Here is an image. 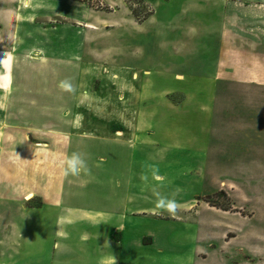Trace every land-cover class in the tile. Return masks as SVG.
<instances>
[{
  "label": "rangeland",
  "instance_id": "374dc122",
  "mask_svg": "<svg viewBox=\"0 0 264 264\" xmlns=\"http://www.w3.org/2000/svg\"><path fill=\"white\" fill-rule=\"evenodd\" d=\"M214 2L19 0L15 79L36 82L37 123L52 107L67 115L53 119L64 126L84 113L85 178L100 167L121 171L111 158L98 163L100 131L107 129L104 142L126 144L119 152L127 175L142 182L141 205L178 221L180 264H264V89L212 81L221 29ZM14 187L0 185V264H41L32 255L41 236L33 243L20 233L11 211L21 216L44 201L13 200ZM153 219L150 232L162 226ZM45 247L43 263L51 243Z\"/></svg>",
  "mask_w": 264,
  "mask_h": 264
},
{
  "label": "crops",
  "instance_id": "0c3cea01",
  "mask_svg": "<svg viewBox=\"0 0 264 264\" xmlns=\"http://www.w3.org/2000/svg\"><path fill=\"white\" fill-rule=\"evenodd\" d=\"M214 4L221 8V29L212 81L237 84L247 88L246 92L264 89V0H215ZM19 8V0H0V30L6 40L0 49V185H16L13 200L30 201L27 195L32 194L30 198L44 201V208L22 210L23 219L20 209L11 211L18 217L15 225L20 233L29 232L33 243L38 235L43 240L40 243L39 239L32 255L35 253L41 264H166V260L167 264H180L174 225L178 221L157 217L156 209L141 205L142 182H133L127 175L119 152L129 150L126 144L104 142L101 138L107 129L100 131L96 150L105 157L98 163L107 165L111 158L113 163H122L121 171L100 167L99 175L85 178L84 163L77 175L66 174V157L72 153L85 162V124L80 122L79 126L84 113L77 110L72 118L78 120L75 127L64 126L53 119L62 120L67 115L62 117L52 107L37 123L41 118L35 99L36 82L33 84L30 78L16 80L14 73L15 23L23 15ZM17 38H22L19 32ZM10 39L12 43H8ZM249 97L252 100L249 95L245 100ZM33 138L38 140L33 143ZM66 176H70V182H66ZM2 200L0 197V205ZM149 217L162 226L148 231ZM4 221V210L0 209V227ZM163 226L170 228L169 232ZM47 242L51 243L50 260L43 263Z\"/></svg>",
  "mask_w": 264,
  "mask_h": 264
},
{
  "label": "clouds",
  "instance_id": "9594fccd",
  "mask_svg": "<svg viewBox=\"0 0 264 264\" xmlns=\"http://www.w3.org/2000/svg\"><path fill=\"white\" fill-rule=\"evenodd\" d=\"M84 160L81 158V156L77 153H72L70 156L66 157V174H72L77 175L81 168L84 167ZM159 206H164L163 198L158 202ZM167 208L169 211H174L175 209V202L174 201H168L167 202Z\"/></svg>",
  "mask_w": 264,
  "mask_h": 264
}]
</instances>
